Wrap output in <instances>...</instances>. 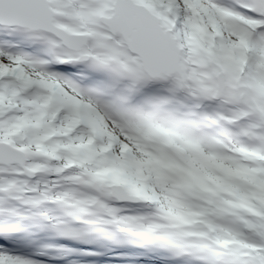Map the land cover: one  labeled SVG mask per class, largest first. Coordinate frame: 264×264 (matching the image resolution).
I'll list each match as a JSON object with an SVG mask.
<instances>
[{
	"label": "snow or ice",
	"instance_id": "1",
	"mask_svg": "<svg viewBox=\"0 0 264 264\" xmlns=\"http://www.w3.org/2000/svg\"><path fill=\"white\" fill-rule=\"evenodd\" d=\"M0 264H264V0H0Z\"/></svg>",
	"mask_w": 264,
	"mask_h": 264
}]
</instances>
